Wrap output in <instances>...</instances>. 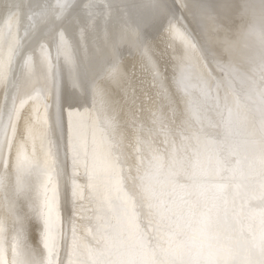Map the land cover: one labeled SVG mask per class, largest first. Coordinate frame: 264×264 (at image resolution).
I'll list each match as a JSON object with an SVG mask.
<instances>
[{
    "label": "bare ground",
    "instance_id": "6f19581e",
    "mask_svg": "<svg viewBox=\"0 0 264 264\" xmlns=\"http://www.w3.org/2000/svg\"><path fill=\"white\" fill-rule=\"evenodd\" d=\"M262 88L264 0H0V264H258Z\"/></svg>",
    "mask_w": 264,
    "mask_h": 264
},
{
    "label": "snow or ice",
    "instance_id": "6c2138e0",
    "mask_svg": "<svg viewBox=\"0 0 264 264\" xmlns=\"http://www.w3.org/2000/svg\"><path fill=\"white\" fill-rule=\"evenodd\" d=\"M261 100L262 103H264V88H262L261 92ZM132 216H136L135 212V206H133V212ZM138 240L140 247L144 250V253L146 256H150V259H140V260H135V259H129L126 261H122L121 264H165L164 261L158 260L157 257V251H158V246L152 245L146 238L143 232L138 233ZM179 244H185L186 241L180 240L178 241ZM260 260L258 261V264H264V244L261 245L260 248ZM15 264V261L13 262ZM167 264H219V262L216 261H211V260H205V261H200V260H180V261H170L167 262ZM253 264H257V262H253Z\"/></svg>",
    "mask_w": 264,
    "mask_h": 264
}]
</instances>
